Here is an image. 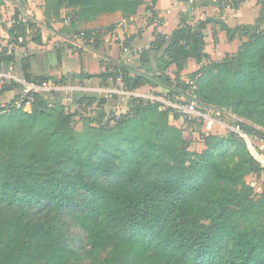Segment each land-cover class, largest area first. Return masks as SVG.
Listing matches in <instances>:
<instances>
[{
    "label": "trees",
    "instance_id": "trees-1",
    "mask_svg": "<svg viewBox=\"0 0 264 264\" xmlns=\"http://www.w3.org/2000/svg\"><path fill=\"white\" fill-rule=\"evenodd\" d=\"M157 1L45 0L44 17L51 28L72 9L62 22L68 18L88 43L119 19L146 11L156 16ZM19 14L17 8L9 34L11 43L22 35L25 46L33 24ZM212 21L194 26L182 17L171 35L155 32L139 51V68L121 59L100 73L69 74L103 84L120 79L128 91L162 87L172 101L191 89L198 104L253 123L238 120L239 131L203 136L201 151L190 150L171 122L173 107L160 109L138 96L119 115L103 111L105 98L87 94L79 102L97 103L96 116L57 105L44 92L19 93L0 104V264H264V189L259 193L248 180L264 166L246 138L264 141V10L253 24L223 25L229 40L248 39L185 80L189 59H210L203 30ZM32 41L42 43L40 30ZM3 62L15 63L14 52L0 50ZM22 72L37 85L68 79L34 73L30 55ZM21 85L4 82L0 95ZM78 115L81 129L73 125ZM66 215L85 234L89 263L83 246L74 245Z\"/></svg>",
    "mask_w": 264,
    "mask_h": 264
},
{
    "label": "crops",
    "instance_id": "crops-1",
    "mask_svg": "<svg viewBox=\"0 0 264 264\" xmlns=\"http://www.w3.org/2000/svg\"><path fill=\"white\" fill-rule=\"evenodd\" d=\"M4 1L7 2V0ZM195 1L196 2H194V0H158L155 4V10L157 12L156 16L151 11H146L140 15L132 17L129 20L122 19L125 20V22H121L119 24L116 23L113 28H104V34L100 38L97 47L99 49L100 46V48H102L104 51V65L101 63V59H99L100 56L98 54L100 53V51L95 50H86L82 58H79L76 54H71L69 51H59L61 53V61H59L56 48L50 47L49 45L48 47L42 45L47 41L46 31L48 32L49 36L51 33L53 38H57L60 36L66 37L64 33L57 30V24H52L53 28L47 27V30H41V33L43 34L41 45L35 44L36 42L34 43V41L32 40H30L27 44L26 48H28L32 52L33 57V61L31 62L32 71L37 74H53L56 77L66 75L68 79L63 84H54L53 82H49L48 84L55 85L53 91H62L65 93L70 90L72 92L71 104L73 103L74 107L76 106L77 109H79V107L81 106L85 107V105H87L86 103L81 104L79 102L80 96L87 94L97 95L101 98H105L106 102L102 104L101 108L107 114L111 112H114L117 115L126 113L130 110L131 96H138L146 99V96L150 94L165 93L164 88L146 85L135 91H129V94H127V98L123 102H117L116 99L118 95L112 93V88H114V85H116V87L118 88H124L123 83L120 79H118L116 82L108 80L103 84L100 78L87 79L74 77L73 79L69 77V74L79 73L82 71V68L84 72L88 73H99L102 70H105L110 60L119 61L122 59V43H126L131 48V50L134 51L133 59H136L135 63H139V51L144 47L146 48L150 46V44L154 40L155 32H161L166 35H171V33L178 27L182 17L186 18L188 23L194 26H196L201 20L211 18L213 19V21L210 22L203 30L206 39V52L210 55V59L204 60L202 63H198L194 59H189L185 69L181 72V77L185 80H188V75L198 70L202 64H209L212 61H220L228 53L237 52L242 42L248 39L246 36H236L234 39L229 40L226 31L222 28L223 25L226 24L231 28H235L241 24H253L260 16L262 9L264 10V0H242L238 8L227 9L221 8L217 4L208 2L207 0H204L203 2H198V0ZM187 13H189L190 17L187 16ZM7 28L8 30L10 29V27ZM7 33L8 31H4L0 34L3 41H1L0 44H2L3 47H6L5 45L7 42H5V40L10 37V34L8 33V35ZM33 48L36 50H34ZM34 60H37V68L35 67ZM16 62L17 56H15V63ZM5 63L6 62L0 63V71H2V68L5 67ZM53 68H55L56 72ZM174 70H176V66L172 65L170 74L173 77ZM2 73L6 75V77L11 78L18 83H20L21 81L20 84H23L22 80L19 81V78L11 75L9 72L2 71ZM59 73H61V75H59ZM17 76L23 77L22 68L21 75ZM93 79L99 80V88L88 87L89 84L91 85L90 81ZM22 89V87H14L2 93V95H0V102L2 103L1 105H3L4 103L3 101H1L3 96L7 94L11 95L14 98L17 94L22 93ZM90 89H94L95 92L90 91ZM53 93L55 95L57 94L56 92ZM59 93L61 92H58V94ZM108 93L115 95L114 98L112 97V95L109 96ZM95 104L96 103H93L87 106L93 107V105ZM94 108L98 110L95 112ZM94 108L93 115H96L100 110V107L97 105ZM213 108H215L218 113H222L223 110L227 111L226 109L222 108ZM84 115L89 116L92 114L90 112H84ZM197 115L199 114H192L193 117H196ZM203 116L205 118H208L206 115ZM232 117L235 119H240L235 115H232ZM170 119L172 123H175L174 120L176 118L173 114L170 115ZM178 120L182 119L179 118ZM183 121L185 125L188 126L187 121L182 120V122ZM226 126L230 127V124L226 123ZM249 140L256 144V146L261 150L259 159L264 166V141L255 139L253 137H249ZM250 176L258 177L262 179L261 181H264V171L259 175L250 174L248 176V179L250 178Z\"/></svg>",
    "mask_w": 264,
    "mask_h": 264
},
{
    "label": "rangeland",
    "instance_id": "rangeland-1",
    "mask_svg": "<svg viewBox=\"0 0 264 264\" xmlns=\"http://www.w3.org/2000/svg\"><path fill=\"white\" fill-rule=\"evenodd\" d=\"M201 1L203 2L204 0H198V2H201ZM207 1L211 2V3H215L218 5L216 0H207ZM194 2H196V1L194 0ZM17 8H19V12H20L18 18L23 20V22H31V24H33L35 26L34 32L32 34L28 35L26 38V41L28 44V42L30 40H32L33 36L37 33L38 30H40V31L41 30H44V31L47 30V25H46V21H45V17H44L45 0H27V2H25V3L20 2V0H7V2H5L4 0H0V28H1L0 34L3 33L4 31H8V33H9V30L7 27L11 28V26L13 25V22H14L16 13H17ZM72 14H73L72 9H64L62 12L61 21L54 23V24H57V26H58L57 30L64 33V35H66V37L60 36L57 38H53L51 33L49 36L48 32L46 31L47 41L44 42L43 44L42 43L41 44L45 45L47 47H48V45L50 47H54V48H56L57 52L58 51H69L71 54L78 55L79 58L80 57L82 58V56L86 50L100 51V53L98 54L100 56L99 59H101V63L104 65V51L102 48H100V46H99V49L95 46V44H97V42L99 40L98 37L93 36V38H91V41L87 43L86 40L83 38V36L80 35V33H78V31H75V28L69 26V21H67V22L63 21L62 22L63 18L71 16ZM187 16L190 17L189 13H187ZM120 21H121V19H119L117 21V24H119ZM51 26L53 28V25H51ZM6 28H7V30H6ZM105 28L109 29V27H105ZM103 34H104V27L101 29L100 36L102 37ZM41 35L43 36L42 33H41ZM46 38H45V40H46ZM1 41H2V37L0 36V43H1ZM5 42H7L5 45L6 47H3V45L0 44L1 50L3 48H8L9 44H11V37H8V39H6ZM35 44H37V43H35ZM41 44H39V45H41ZM26 47H27V45L22 46L21 43L18 44L15 51H14L15 56H17V62L18 63L17 62L14 64L13 63H5V67L2 68V71L9 72L11 75H14L17 78H19V81L25 80V79H23V77L17 76V75H21V68H22V63H23L24 58L27 55H30L32 58L31 62L33 61L32 52ZM96 49H98V50H96ZM23 50H25V51H23ZM34 50H36V49H34ZM127 56L130 58L129 63L132 64L135 68H137V67L139 68L141 66L138 62L135 63L136 59H133L134 58V51L130 50V55H127ZM34 61H35V63H34L35 67L37 68V64H38L37 60H34ZM10 67H13V68H10ZM55 67H56V65H55ZM40 69H42V68H40ZM53 69L55 71V68H53ZM82 70H83V68H82ZM102 71H104V70H102ZM59 75H61V73H59ZM94 78H97V77H94ZM187 79H189V78L187 77ZM3 81L8 84L11 82V78L5 77ZM77 82H79V81H77ZM90 82H91V85L89 84V86H88L89 88L90 87L99 88L98 87V83H99L98 79H93ZM20 83H21V81H20ZM48 85H49L48 86L49 90L44 91V93L48 96V98L50 100H52L53 103H55L57 105H60V104L64 105L65 107H67L68 110H70V111L75 110L80 115H83L84 112H86V113L90 112L92 114V116H96V115H93V108L95 106H97V103L95 105H93V107L85 105V107L81 106V107H79V109H77L76 106H75L76 108L74 107L73 103L71 104L72 92L70 90H68L65 93L62 91H58V92H61V93H59L60 94L59 95L57 91H55V90L53 91V89H52L53 87H50L53 85H51V84H48ZM82 85H84V84H82ZM21 87L24 89L23 84L21 85ZM120 88L121 87L118 88V87H116V85H114V88H112V89L120 90ZM23 89L21 90V92H23ZM90 91H94V89H90ZM53 92H56L57 94L55 95ZM151 92H154V91H151ZM108 94H109V96L112 95L113 98L115 96V95L110 94V93H108ZM155 94H162V95L168 97L166 95L167 94L166 91H165V93H155ZM117 95H118L117 99H116L117 102L118 101L123 102L127 98V95H120V94H117ZM12 98L13 97L11 95L6 94L5 96H3L1 101L4 102L3 105L4 104L7 105V103ZM177 99H178V101H174V102L177 104H180V105H187L190 103H194V108L196 111L195 113L199 114L196 117H193L192 114L184 112V111L179 110L177 108H174V110H172V113H171L176 118L174 120L175 123H173V124H175L179 128H181V130L184 133V136L186 137V139L188 141V147L192 151H201L205 148V142H204L203 136H206L208 134H230L231 131H234V130L239 131V126H238L237 122L240 119L253 124L249 120L244 119V118H240L238 116L237 117L240 119L233 118L232 115H234V114H232L228 110L227 111L223 110L222 113H218V111H216L215 108H213L212 106L210 107V106H203V105L198 104L197 100H195V95L191 89L184 90L183 94L177 96ZM0 104H2V103L0 102ZM94 110L96 112L98 109L94 108ZM203 115H206L208 118H205ZM179 118L187 121L188 126L185 125L184 121L182 122V120H178ZM226 123L230 124V127L226 126ZM73 125L77 129L82 128V120L80 119L79 115L76 117V120L74 121ZM246 138H247L248 142L251 145H253L254 149L260 150L256 146V144H254L252 141L249 140V137L246 136ZM248 180L253 185H255V188H256V190H258L259 193L262 192V190L264 189V183H263L264 181H261L262 179L255 177V176H250V178ZM65 220H66V223L68 224V229H69V232L71 233L72 239L74 241V245L75 246H83L82 254H81L82 260L86 263H89L90 258L88 257V254L86 252V250H88L89 246L86 245L85 234L80 230L79 227H77L75 225L74 221L71 219V217L69 215L65 216ZM104 255L105 254H103V256Z\"/></svg>",
    "mask_w": 264,
    "mask_h": 264
},
{
    "label": "built area",
    "instance_id": "built-area-1",
    "mask_svg": "<svg viewBox=\"0 0 264 264\" xmlns=\"http://www.w3.org/2000/svg\"><path fill=\"white\" fill-rule=\"evenodd\" d=\"M216 1L218 3V6L221 8H224V9L235 8L236 3L239 2L241 4V2H242V0H216ZM67 21H69L68 18L65 20V22H67ZM121 22H125V20H121L120 23ZM34 29H35V26L33 25L32 27H29L26 30V32H29V34H32L34 32ZM16 40L17 41L9 44V46L7 48V51L10 54L15 51L17 45L20 44L24 40V37L22 35H19L18 37H16ZM121 49H122V59L129 61L130 58L127 55H130L131 48L126 43H122ZM5 77H6V75H4L0 71V86L4 83L3 80ZM23 85H24V89L22 92V96L28 95L30 92H44L46 90H49L48 89V86H49L48 83H46L44 85H37L34 83H28L25 80H23ZM50 87H53L52 89H54L55 85L50 86ZM112 93L120 94V95H127V94H129V91L124 89V88H122V89L120 88V90L113 89ZM146 99L157 102L160 106V109H167V108L173 107V108H177L179 110H182V111L190 113V114H193L196 112L195 108H194V103H190L187 105H180V104L175 103L170 98H168L162 94H150V95L146 96ZM22 103H23L22 100H17L15 102V105L21 106ZM29 106H30V102H27L26 107L29 108Z\"/></svg>",
    "mask_w": 264,
    "mask_h": 264
}]
</instances>
